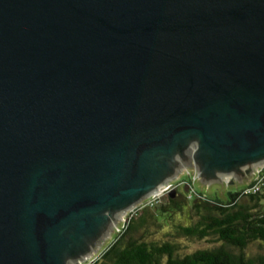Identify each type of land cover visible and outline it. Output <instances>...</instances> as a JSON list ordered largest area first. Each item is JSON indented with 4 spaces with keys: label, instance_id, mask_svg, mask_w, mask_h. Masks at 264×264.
Listing matches in <instances>:
<instances>
[{
    "label": "water",
    "instance_id": "1",
    "mask_svg": "<svg viewBox=\"0 0 264 264\" xmlns=\"http://www.w3.org/2000/svg\"><path fill=\"white\" fill-rule=\"evenodd\" d=\"M183 157L264 162V0H0V264H68Z\"/></svg>",
    "mask_w": 264,
    "mask_h": 264
},
{
    "label": "rangeland",
    "instance_id": "2",
    "mask_svg": "<svg viewBox=\"0 0 264 264\" xmlns=\"http://www.w3.org/2000/svg\"><path fill=\"white\" fill-rule=\"evenodd\" d=\"M262 165H264V162L222 173L205 170V166L196 163L189 157L178 159L158 182L160 186L166 183L179 184L176 193L187 204L182 206V210L179 212H173L169 198L163 197L162 202L158 206L153 209L146 208L138 213L139 221L136 224H140L142 220H144V224L142 227L130 232V236L134 239H142L145 242L157 245L163 243L174 245V256L177 258L200 250H213L223 247L234 255H243L246 259L255 262L257 258L264 256V244L261 242H250L245 248L238 249L219 242L214 236L201 240L186 237L181 233L180 229L195 226L200 219L199 215H205L202 210H200V214H196L191 208L195 197L187 199L188 192L185 184H191L193 191L204 196L207 200L217 198L226 201L228 193L243 190L251 179L254 169ZM194 177L195 180H193ZM260 193L262 194L260 202L263 204L264 186ZM149 196L142 195L137 202L145 200ZM246 201V198H240L238 203L243 204ZM122 211L119 210L97 230L96 234L88 238L69 259L68 264H86V262L91 261L95 257L98 259L104 249L118 236L114 234V227L119 224V217L124 212ZM165 261L166 258L163 257L160 264H165Z\"/></svg>",
    "mask_w": 264,
    "mask_h": 264
},
{
    "label": "trees",
    "instance_id": "3",
    "mask_svg": "<svg viewBox=\"0 0 264 264\" xmlns=\"http://www.w3.org/2000/svg\"><path fill=\"white\" fill-rule=\"evenodd\" d=\"M260 192L248 196L241 195V191L228 193L226 201L217 198L207 200L197 194L191 208L196 214H200L202 210L205 215H199L200 219L195 226L181 228V233L199 240L214 236L219 242L238 249H243L254 241L264 244V203L260 202ZM240 198H246L247 201L240 204ZM169 203L173 212H179L187 204L176 191L174 197L169 198ZM137 221L138 217L131 220L125 231L92 264H160L163 257L166 258L165 264H264V256L253 262L243 255H234L223 247L200 250L177 258L174 256V245H157L132 238L130 232L144 224V220L138 225Z\"/></svg>",
    "mask_w": 264,
    "mask_h": 264
},
{
    "label": "built area",
    "instance_id": "4",
    "mask_svg": "<svg viewBox=\"0 0 264 264\" xmlns=\"http://www.w3.org/2000/svg\"><path fill=\"white\" fill-rule=\"evenodd\" d=\"M187 173V171H185ZM195 180V177L193 178ZM179 184L174 183H166L162 185L156 193L151 194L147 199L139 201L133 205H131L126 211H124L120 215L119 224L114 227V234L121 235L126 227L128 226L129 222L135 219L138 213L146 208H154L158 206L162 202L163 197H168V194L172 191H176ZM187 187L188 196L187 199H192L193 197H198L197 193L193 191L191 188V184H185ZM264 186V165L259 166L254 169L251 179L248 181L246 187L241 190V195L248 196V195H255L259 193ZM169 198V197H168ZM97 258H93L91 261L86 262V264H92L96 261Z\"/></svg>",
    "mask_w": 264,
    "mask_h": 264
},
{
    "label": "bare ground",
    "instance_id": "5",
    "mask_svg": "<svg viewBox=\"0 0 264 264\" xmlns=\"http://www.w3.org/2000/svg\"><path fill=\"white\" fill-rule=\"evenodd\" d=\"M160 187H161V186H159V188H160ZM156 192H157V191H151V192L148 193V195L154 194V193H156ZM129 207H130V206H129ZM129 207L125 208L123 211H126ZM123 211H122V212H123Z\"/></svg>",
    "mask_w": 264,
    "mask_h": 264
}]
</instances>
